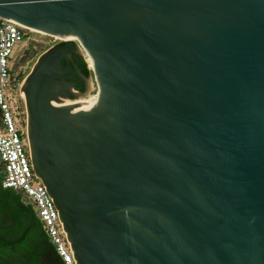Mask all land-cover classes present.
Here are the masks:
<instances>
[{"label": "water", "instance_id": "95a60500", "mask_svg": "<svg viewBox=\"0 0 264 264\" xmlns=\"http://www.w3.org/2000/svg\"><path fill=\"white\" fill-rule=\"evenodd\" d=\"M0 16L73 42L20 93L75 264H264V0H0ZM78 55L84 92L61 66Z\"/></svg>", "mask_w": 264, "mask_h": 264}, {"label": "built area", "instance_id": "2783aa9c", "mask_svg": "<svg viewBox=\"0 0 264 264\" xmlns=\"http://www.w3.org/2000/svg\"><path fill=\"white\" fill-rule=\"evenodd\" d=\"M31 30L0 16V164L2 186L22 191L66 264H75L60 217L39 177L35 174L27 139L22 107L14 95L12 60ZM17 87V86H16Z\"/></svg>", "mask_w": 264, "mask_h": 264}, {"label": "trees", "instance_id": "16d2710c", "mask_svg": "<svg viewBox=\"0 0 264 264\" xmlns=\"http://www.w3.org/2000/svg\"><path fill=\"white\" fill-rule=\"evenodd\" d=\"M67 43L73 45L72 41H59L57 45ZM70 67L73 88L84 92L85 80L92 75L87 61L78 55L72 58ZM2 175L0 164V264H66L34 205L22 191L3 187Z\"/></svg>", "mask_w": 264, "mask_h": 264}, {"label": "rangeland", "instance_id": "374dc122", "mask_svg": "<svg viewBox=\"0 0 264 264\" xmlns=\"http://www.w3.org/2000/svg\"><path fill=\"white\" fill-rule=\"evenodd\" d=\"M59 41L60 37L56 35L31 30L29 38L23 42L21 49L16 52L14 59L12 60V73L13 76H15V83H19V86H15L14 95L16 97L17 103L20 106V88L31 65L44 50L48 49ZM16 74H19L18 77H16Z\"/></svg>", "mask_w": 264, "mask_h": 264}, {"label": "flooded vegetation", "instance_id": "af4514ba", "mask_svg": "<svg viewBox=\"0 0 264 264\" xmlns=\"http://www.w3.org/2000/svg\"><path fill=\"white\" fill-rule=\"evenodd\" d=\"M57 45V44H56ZM54 45V46H56ZM53 47V46H52ZM70 60H68L67 62H64V61H61V66L62 68H65L67 70V73H65V76H67L68 78H66V81L69 83V84H72L71 83V79H73V74H72V71H71V67H70ZM19 74H16V77L18 76ZM70 77V78H69ZM67 95H69L70 97L72 96V94L70 93L69 90L66 91ZM21 95V93H20Z\"/></svg>", "mask_w": 264, "mask_h": 264}, {"label": "bare ground", "instance_id": "6f19581e", "mask_svg": "<svg viewBox=\"0 0 264 264\" xmlns=\"http://www.w3.org/2000/svg\"><path fill=\"white\" fill-rule=\"evenodd\" d=\"M30 30H36V31H41V32H45V33H49V34H53V33H50V32H47V31H43V30H40V29H36V28H33V27H28ZM53 35H56V34H53ZM58 37H60L59 35H56Z\"/></svg>", "mask_w": 264, "mask_h": 264}]
</instances>
